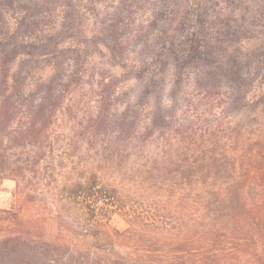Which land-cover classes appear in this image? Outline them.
<instances>
[{"label": "rangeland", "instance_id": "obj_1", "mask_svg": "<svg viewBox=\"0 0 264 264\" xmlns=\"http://www.w3.org/2000/svg\"><path fill=\"white\" fill-rule=\"evenodd\" d=\"M0 15L20 24L0 40V239L21 236L27 264H184L177 244L224 187L189 163L229 152L239 180L259 175L264 0H1Z\"/></svg>", "mask_w": 264, "mask_h": 264}, {"label": "trees", "instance_id": "obj_2", "mask_svg": "<svg viewBox=\"0 0 264 264\" xmlns=\"http://www.w3.org/2000/svg\"><path fill=\"white\" fill-rule=\"evenodd\" d=\"M19 25L5 31L0 24V40L14 35ZM10 30H13L11 34ZM257 145L264 150V140ZM257 164L249 166L259 174L257 177L239 180L238 160L229 152L223 158L189 163L188 179L211 178L224 187L210 191L203 204L200 223L192 225L187 241L177 244L176 253L186 255L182 257L184 264H264V157L258 159ZM27 248L29 244L19 235L10 234L0 239V264H27L22 261ZM142 259L143 264L145 259Z\"/></svg>", "mask_w": 264, "mask_h": 264}]
</instances>
